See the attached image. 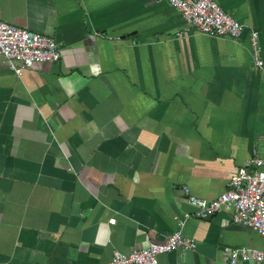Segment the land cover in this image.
Segmentation results:
<instances>
[{
  "label": "crops",
  "instance_id": "0c3cea01",
  "mask_svg": "<svg viewBox=\"0 0 264 264\" xmlns=\"http://www.w3.org/2000/svg\"><path fill=\"white\" fill-rule=\"evenodd\" d=\"M215 1L245 26L239 40L196 33L162 0H0V20L60 53L19 77L0 63V264H108L185 213L195 249L159 264L264 251L229 213L197 219L186 201L215 199L253 151L264 158L248 41L259 32L264 59V0Z\"/></svg>",
  "mask_w": 264,
  "mask_h": 264
},
{
  "label": "built area",
  "instance_id": "2783aa9c",
  "mask_svg": "<svg viewBox=\"0 0 264 264\" xmlns=\"http://www.w3.org/2000/svg\"><path fill=\"white\" fill-rule=\"evenodd\" d=\"M174 8L186 24L201 35L239 40L245 26L227 14L215 0H162ZM248 41L253 68L264 78V59L259 32L250 30ZM60 53L53 38L19 28L0 20V63L15 76L38 62H58ZM186 201L194 207L197 219L207 220L215 214L229 213L233 224L247 226L264 240V158L252 152L246 164L227 181L226 189L213 200L197 198L185 189ZM178 229L161 242L148 240L147 246L128 253L113 251L108 264H159L157 257L171 252L194 250V239L182 234L190 214H173ZM228 264L252 262L263 264L264 251L246 247L224 248Z\"/></svg>",
  "mask_w": 264,
  "mask_h": 264
}]
</instances>
